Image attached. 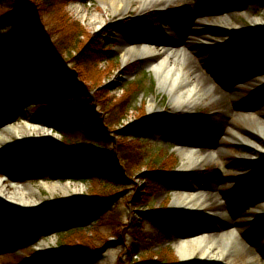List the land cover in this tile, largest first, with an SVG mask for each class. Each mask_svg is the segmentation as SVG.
<instances>
[{
    "label": "rangeland",
    "instance_id": "obj_1",
    "mask_svg": "<svg viewBox=\"0 0 264 264\" xmlns=\"http://www.w3.org/2000/svg\"><path fill=\"white\" fill-rule=\"evenodd\" d=\"M76 5L84 6L88 15L100 13L105 25L97 29L88 20L83 21L73 10ZM138 6L139 1H133L122 17L105 11L98 0H83L63 8L61 14L83 27L86 34L79 38L82 45L88 42L89 35H93L103 43L102 49L109 52H102L105 59L100 62L98 53V56L93 53L91 57L90 52L83 55L89 67L82 69L87 88L85 90V85H81L77 90L81 101H87L95 113L93 118L101 126L92 135L89 133L90 125H85L90 119H83V122L75 123L65 138L53 131L51 140L40 139L34 134L30 140L12 136V145L0 143V184L10 192L23 190L32 194L40 206L34 212L13 209L1 197L0 203L15 215L29 216L34 223L44 221L46 211L52 205L63 204L65 209L92 205L95 207L94 218L83 224L42 223L35 227L30 238L23 231L13 233L11 239L4 233L0 236V264H34L41 259L49 260L46 264H55L57 260L54 259L70 251L74 254L73 260H86L84 264H185L174 248L176 241L188 233L214 235L231 224L237 230L243 251L227 264H264V213L260 211L264 205V169L261 168L262 160L253 156L262 152L259 147L262 141L256 137L264 140L256 130L258 123H264V86L260 85L264 77V28L258 29L248 18H264V0H175L162 12L153 7L140 11ZM9 7L17 15L0 25V79L9 76L13 70L15 73L8 88L14 89V85L19 86L22 82L28 84L38 78H49L42 71L37 54H41V60L48 65L52 60L36 45L38 39L34 36H41L42 30L21 28L28 26L25 12L21 9L22 0L18 4L14 0H0V14ZM192 11L202 14L192 18ZM228 15L234 18V26L247 27L249 32L231 38L229 27L205 30L217 18ZM43 17V30L53 33L44 43L56 45L60 53L59 64L71 79L76 63L74 57L79 53V46L72 47L75 41L71 36L75 30L69 26L61 29L59 16L53 11ZM163 23L190 53L189 61L197 68V75L210 78L220 89L224 84L230 86L229 90L234 94L231 114L224 113L210 100L194 113L175 112L170 94L159 87L154 72L144 59L123 64L120 43L126 39L167 41L171 37L162 31ZM189 28L200 31L201 36L212 42L198 47L193 44L199 41L196 36L182 40L180 34L183 32L185 35ZM234 30L238 31V28ZM24 33L31 35L32 40L27 49L21 51V41L26 35L8 39ZM213 42L218 45L213 47ZM249 43L252 45L241 53L237 71L228 66L225 60ZM18 58L22 59L20 64L16 63ZM73 78L79 82L77 76ZM134 82L139 85L136 89ZM126 96L128 99L123 103ZM35 97L28 89L26 102L11 101L6 111L0 114V126L19 124V130L23 131L29 130L27 125L30 121L39 123V111L30 109L31 106L42 108L40 103L33 101ZM60 98L61 104L68 102L65 95ZM152 100L157 105L153 114L149 108ZM67 106L75 109L78 103L70 101ZM67 106L59 109L63 111ZM26 115L29 120H26ZM48 116L51 117L50 114ZM167 118H173L175 124L168 123L165 127L163 121ZM232 128L238 130L239 136L228 140L227 133L230 131L231 134ZM128 129L135 132L132 137L131 134H122ZM194 133L196 137L183 145L173 141L183 134L192 136ZM210 138L217 144L205 148L208 151L216 148L221 154L196 171H182L183 161L177 152L178 147L197 142L204 144ZM93 141L100 150L110 152L108 157H118L122 178L108 171L106 177L88 181L60 180L58 172L51 171L52 167L44 172L37 171L35 166L24 169L23 159L18 154L36 143L65 146L74 151L87 148ZM118 143L128 148L121 150ZM38 152L35 163L43 155L40 149ZM187 176L191 179L184 186L173 188L175 180ZM194 184L214 196L204 205L201 215L173 210V194ZM240 185L244 187L237 190ZM184 215L200 222L182 228L179 222ZM200 260L199 253L190 264H200Z\"/></svg>",
    "mask_w": 264,
    "mask_h": 264
},
{
    "label": "bare ground",
    "instance_id": "obj_2",
    "mask_svg": "<svg viewBox=\"0 0 264 264\" xmlns=\"http://www.w3.org/2000/svg\"><path fill=\"white\" fill-rule=\"evenodd\" d=\"M104 7L105 11H110L117 17L123 16L127 13L131 3L133 1H139L138 10L143 11L149 7L156 8L158 12H162L167 5L173 4L175 0H98ZM73 10L80 16L83 21L89 22V24L97 29L103 27L106 21L103 19L100 13L88 15L87 10L82 5H76ZM202 13L192 11L191 17L201 15ZM249 20L258 27L264 28V18L248 16ZM233 17L231 15L222 16L217 18L212 24V27H208L207 31H217L224 29L225 27L231 28L228 30L231 38L245 32H249V28L244 26H234ZM238 28V31L234 29ZM162 31L171 37L169 40H151L142 39L139 41L135 40H124L119 45V52L122 56V62L124 65L137 59H144L147 67L151 69L157 80L159 87L166 93L170 94L171 100L174 103L173 109L175 112H184L186 114L194 113L196 109L202 105L207 104L210 100L211 103L216 104L220 110L224 113L231 114L234 109L232 101L233 93L229 90L230 86L225 85L222 89L213 85L210 78L197 75V68L191 64L189 59L191 58L190 53L184 47H182V41L176 40L175 34L170 28L165 27L162 24ZM240 30L243 32L240 33ZM200 31H194L189 28L187 33L184 35L180 34L181 39L186 41L187 38L192 39L195 36L199 39L195 46L205 47L212 42L200 35ZM200 35V36H199ZM218 44L214 43L212 46ZM231 45V44H228ZM252 44L249 43L239 51L233 52V55L228 57V66L233 67L236 71L238 68V60L248 47ZM215 78V76H213ZM212 84V87L209 86ZM260 85L264 86V77L260 81ZM156 102L151 101L149 108L150 113H154L156 110ZM252 119V118H250ZM244 121L243 119H240ZM256 128L257 132L264 136V123H258ZM29 130H19L18 125L6 126L5 133L0 132V143L12 145V136H19L24 140H30L34 134L40 139L51 140L54 138V132L41 124H28ZM237 131V132H236ZM239 136L238 130L232 128L227 133L228 140H235ZM259 139L261 144L259 147L262 152H256L253 156L262 160L261 168L264 169V140L260 136L256 137ZM217 142L208 140V142H197L189 144L187 146L178 147L177 152L182 157V171H196L201 168L204 164L208 163L215 156H219L221 151L216 152V148L213 151H208L205 147L216 146ZM218 147V146H217ZM247 175L249 173H246ZM244 185L238 186L237 190H240ZM0 197L6 199L8 206L16 209L28 211H37L40 206L32 194H27L23 190H16L10 192L7 188L0 184ZM213 195L205 192L202 187L194 184L189 188H185L182 191L175 192L173 194V200L171 208L175 211L190 212L201 215L205 210L204 205L213 200ZM264 213L263 208L260 209ZM174 248L185 264H190L193 259L200 253L201 260L200 264H227L233 262L235 257L240 256L243 248L239 244L237 230L231 224L228 228L216 233L214 235H197L194 233L185 234L183 238L176 241Z\"/></svg>",
    "mask_w": 264,
    "mask_h": 264
},
{
    "label": "trees",
    "instance_id": "obj_3",
    "mask_svg": "<svg viewBox=\"0 0 264 264\" xmlns=\"http://www.w3.org/2000/svg\"><path fill=\"white\" fill-rule=\"evenodd\" d=\"M81 0H22L23 7L21 8L25 12V17L28 22V26L21 27L24 30L31 31L34 28H39L42 30L41 36H34L35 39H38L36 45L38 49L42 50L43 53L49 55L52 61H50V65L43 60H41V54H37V58L40 59L39 64L42 65V71L49 75V78L43 79L38 78L35 79L32 83L22 82L18 85H14V89L8 88L9 83L13 79V70L10 75L7 77H2L0 79V114L4 113L11 101L21 100L22 102H26L25 98L27 95V90L31 89L33 91L35 97L34 102L40 103V110L36 108V106H31L30 109H35L39 111L38 117L40 122L47 123L51 128L58 131L65 138V134L69 135L75 123L83 122V119L88 120L85 125H90L89 133L95 135L99 131L100 123L93 118L95 113L92 111V108L89 107L87 101H81L79 92L77 91L81 85H85L83 82L84 75H82V69L89 68L85 62L83 55L89 54L90 57L93 53L100 54L98 61H102L105 59L102 52L105 54H109L108 51H104L102 49L103 43L99 41V38L93 35H89V39L87 43L81 44L82 41L79 40L80 36L85 35V31L83 27L77 22H71L69 18H67L64 14H61L63 8L70 4ZM16 4L19 3V0H14ZM54 14L57 13L59 16V20L62 26L71 27L75 30V34L72 37V40L75 41L73 44V48L79 46V53L76 57H74L75 70L72 74V78H67L65 71L61 68L59 64L60 53L54 44L45 45L44 40H49L52 37L51 32H45L43 28L45 27L44 23V14L52 12ZM52 14V13H51ZM17 15V12L12 8H7L5 12L0 14V25L10 21L12 18ZM23 35L25 38L21 41V51H25L28 47L30 40H32V36L27 34H18L12 35L8 40H13L17 37H21ZM93 46V47H92ZM97 55V56H98ZM45 57V56H43ZM24 56H22V59ZM21 58H18L16 63L20 64L22 61ZM94 60V58H93ZM97 61V62H98ZM95 62V64L97 63ZM76 75L78 77L79 82H75L73 77ZM135 89L139 87L138 83L134 82ZM85 90L87 86H84ZM129 92L128 94H130ZM2 94L4 95L2 99ZM61 95H65L66 103L61 104ZM128 99V96L123 98V103H125ZM77 102V108L73 109L70 106H67L68 103ZM67 106L61 111L59 108ZM59 109V110H58ZM50 114L51 117L48 116ZM94 119V120H93ZM173 118L165 119L166 123H173ZM177 132V131H176ZM118 133H121L118 131ZM135 134V132L130 129L127 131H123L122 134ZM196 137L195 133L192 136L182 135L181 138H176L173 141L176 143H185L191 139ZM125 138V137H124ZM119 149L123 150V148H128L125 144L118 143L117 145ZM38 149L43 155H40L38 162L35 163L38 155ZM110 152L102 151L97 147L96 142H92L87 148L84 149H74V151L68 150L65 146H59L54 144H33L29 147H25L18 154L22 157L23 163L22 167L24 169L29 170V168H33L35 166L36 170L39 172H44L48 168L52 167L51 171H57L58 179L60 180H91L97 178L99 176L106 177V172L115 174L117 178L123 177V172L119 170V166L117 164L118 157L117 156H109ZM187 179L190 177L181 178L179 181L175 180L173 184V188H177L186 184ZM171 181V180H170ZM171 183V182H169ZM103 202V201H102ZM61 203V202H60ZM65 203V202H63ZM101 203V201L99 202ZM59 205H52L49 207L45 214V220L42 222H35L29 216L24 215H15L13 212L7 210L0 203V236L2 237L7 234V238L11 239L12 234L23 231L27 238L31 237V234L35 230L37 225L43 224H55L56 221L64 222L66 225H72L77 223H88L90 220L94 218V206H82L81 208H69L65 209ZM195 220L191 218V216L185 215L184 219L180 221V226L191 227L192 223ZM32 227V229H31ZM30 230V231H29ZM74 256L73 252H66L61 254L58 258L54 259L57 262L55 264H84L85 261L81 260H73L71 257ZM47 260V259H46ZM45 259H41L39 262L34 264H46ZM53 260V261H54ZM53 264V263H52ZM140 264H148V263H140ZM167 264H179L178 262Z\"/></svg>",
    "mask_w": 264,
    "mask_h": 264
},
{
    "label": "water",
    "instance_id": "obj_4",
    "mask_svg": "<svg viewBox=\"0 0 264 264\" xmlns=\"http://www.w3.org/2000/svg\"><path fill=\"white\" fill-rule=\"evenodd\" d=\"M262 51H264V48H263V50ZM157 79V78H156Z\"/></svg>",
    "mask_w": 264,
    "mask_h": 264
}]
</instances>
